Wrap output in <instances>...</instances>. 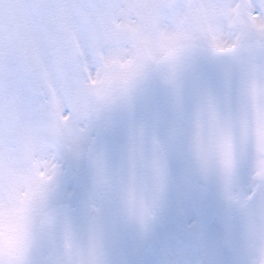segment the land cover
Listing matches in <instances>:
<instances>
[{
	"label": "snow or ice",
	"instance_id": "6c2138e0",
	"mask_svg": "<svg viewBox=\"0 0 264 264\" xmlns=\"http://www.w3.org/2000/svg\"><path fill=\"white\" fill-rule=\"evenodd\" d=\"M0 264H264V0H0Z\"/></svg>",
	"mask_w": 264,
	"mask_h": 264
}]
</instances>
